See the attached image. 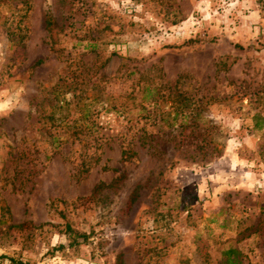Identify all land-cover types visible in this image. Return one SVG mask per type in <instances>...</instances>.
Masks as SVG:
<instances>
[{
	"label": "rangeland",
	"instance_id": "obj_1",
	"mask_svg": "<svg viewBox=\"0 0 264 264\" xmlns=\"http://www.w3.org/2000/svg\"><path fill=\"white\" fill-rule=\"evenodd\" d=\"M227 258L264 264V0H0V264Z\"/></svg>",
	"mask_w": 264,
	"mask_h": 264
},
{
	"label": "trees",
	"instance_id": "obj_2",
	"mask_svg": "<svg viewBox=\"0 0 264 264\" xmlns=\"http://www.w3.org/2000/svg\"><path fill=\"white\" fill-rule=\"evenodd\" d=\"M45 22H46V25H47V29H48V31H50L51 30V28H52V18L50 17V16H47V18H46V20H45ZM40 63V60H38L36 63H35V65H37V64H39ZM126 153V150H123V152H122V154H125ZM100 186V185H99ZM77 242H75V241H73V243H71V244H76ZM231 252H235V250H233V249H231ZM226 264H239V261H237V260H232V259H230V258H227V262H226Z\"/></svg>",
	"mask_w": 264,
	"mask_h": 264
}]
</instances>
